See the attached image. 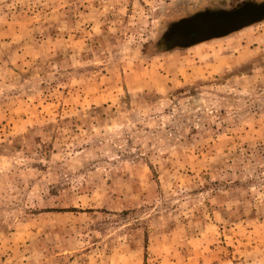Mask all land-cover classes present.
I'll list each match as a JSON object with an SVG mask.
<instances>
[{"label":"rangeland","instance_id":"1","mask_svg":"<svg viewBox=\"0 0 264 264\" xmlns=\"http://www.w3.org/2000/svg\"><path fill=\"white\" fill-rule=\"evenodd\" d=\"M244 3L0 0V264H264V19L165 43Z\"/></svg>","mask_w":264,"mask_h":264},{"label":"water","instance_id":"2","mask_svg":"<svg viewBox=\"0 0 264 264\" xmlns=\"http://www.w3.org/2000/svg\"><path fill=\"white\" fill-rule=\"evenodd\" d=\"M264 19V3H244L232 11L199 12L175 23L167 38L182 40L188 37L192 43L220 37L236 29ZM196 32L197 35L189 33ZM186 33L188 36H186Z\"/></svg>","mask_w":264,"mask_h":264},{"label":"trees","instance_id":"3","mask_svg":"<svg viewBox=\"0 0 264 264\" xmlns=\"http://www.w3.org/2000/svg\"><path fill=\"white\" fill-rule=\"evenodd\" d=\"M182 20V19H181ZM179 22V21H178ZM247 26V25H246ZM242 28V27H241ZM241 28H239V29H241ZM237 30V29H236ZM235 31V30H234ZM190 35L192 34V35H197V33L196 32H193V33H189ZM188 34V35H189ZM187 35V33H186V36H188ZM205 40H207V39H205ZM203 41V40H202ZM199 42H201V41H199ZM165 43H166V45L168 46V47H170V46H181V47H185V46H191V45H193V44H196V43H192L191 42V39H188V37H186L185 39H182V40H177V39H174V40H169L168 38H166V41H165ZM181 94H183V92H180ZM181 94L180 95H178V97H183V96H181ZM193 94H195V92L194 91H192L191 93H189L188 94V96H191V95H193ZM194 129H195V127H194Z\"/></svg>","mask_w":264,"mask_h":264}]
</instances>
